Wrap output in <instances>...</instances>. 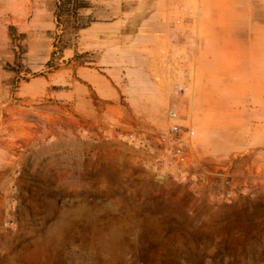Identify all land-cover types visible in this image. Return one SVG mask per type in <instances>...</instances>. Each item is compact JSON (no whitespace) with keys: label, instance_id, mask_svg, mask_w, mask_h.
Returning <instances> with one entry per match:
<instances>
[{"label":"rangeland","instance_id":"obj_1","mask_svg":"<svg viewBox=\"0 0 264 264\" xmlns=\"http://www.w3.org/2000/svg\"><path fill=\"white\" fill-rule=\"evenodd\" d=\"M176 3L189 19L184 28L198 29L193 86L174 95V71L160 69L156 55L147 81L135 76L137 91L148 83L155 95L151 104L138 98L133 105L151 115L153 130L120 123L106 130L113 121L100 129L94 117L108 113L98 103L92 111L84 106L79 135L58 117L50 121L54 130L21 125L12 138L0 130V264H264V0ZM55 14V51L66 45L69 59L91 32L142 26L131 18L95 23L84 0H64ZM12 32L18 51L23 39ZM127 36L116 41L122 54L146 51L150 41ZM170 41L182 53L188 39ZM171 106L194 131L182 167L155 138L168 127ZM1 114L21 115L0 106ZM116 129L151 137L152 150L119 138ZM3 143L13 149L2 151ZM180 174L194 176L195 185Z\"/></svg>","mask_w":264,"mask_h":264},{"label":"crops","instance_id":"obj_2","mask_svg":"<svg viewBox=\"0 0 264 264\" xmlns=\"http://www.w3.org/2000/svg\"><path fill=\"white\" fill-rule=\"evenodd\" d=\"M62 1L0 0V106L2 112L21 113L10 120V115L1 114L0 130L12 138L23 129L21 125L48 123L52 129L50 121L58 117L61 125L64 123L74 135H79L84 106L92 111V105L97 103L109 114L94 117L93 122L100 129L113 121L106 130L119 123L153 130L151 115L140 114L133 105L138 98L151 104L155 95L149 91L148 83L137 91L135 76L141 75L147 81L146 67L155 55L158 60L161 58L160 69L165 72L171 67L175 73L176 61L170 60L174 53L169 50L173 43L168 29L189 25V19L185 20L177 11V0H84L90 2L97 14L95 23L117 24L132 19L142 26L137 32H91V38L81 42L78 53L71 59L66 45L63 50L55 51L56 37L51 31L56 21L55 9ZM12 31L23 39L24 44L18 51L12 43ZM128 34L130 39L150 41L145 44L146 51L130 59L121 53V43L116 42L128 39ZM162 99H166L164 93ZM40 113H47L41 123ZM69 120H72L71 127L66 126ZM166 125L165 119L163 126ZM10 149L12 144H1L2 151ZM0 164L5 166L3 161Z\"/></svg>","mask_w":264,"mask_h":264},{"label":"built area","instance_id":"obj_3","mask_svg":"<svg viewBox=\"0 0 264 264\" xmlns=\"http://www.w3.org/2000/svg\"><path fill=\"white\" fill-rule=\"evenodd\" d=\"M186 10V8H183ZM171 40L176 39H188L185 44V50L180 53L178 48L174 44L170 47V53L173 52L174 56L170 59L176 61L175 73L171 80L172 92L174 95L183 96L190 92L192 89V78H191V62L194 56V46L196 44L197 29L193 25L189 29L173 27L169 31ZM190 37V38H188ZM167 117L170 121L168 127L160 131L156 136L158 143L168 153L172 162L183 166L186 164L189 158V142L187 135L194 133L193 130H186L181 122V117L174 106L167 109ZM114 133L121 139L127 140L136 146H142L143 148L151 149L152 140L149 136H144L136 130L122 131L116 129ZM182 172V169H180ZM180 180L189 181V183L195 185V177L191 176L190 179L180 174ZM224 200L231 201V192L226 191L222 193Z\"/></svg>","mask_w":264,"mask_h":264},{"label":"bare ground","instance_id":"obj_4","mask_svg":"<svg viewBox=\"0 0 264 264\" xmlns=\"http://www.w3.org/2000/svg\"><path fill=\"white\" fill-rule=\"evenodd\" d=\"M225 28V27H224Z\"/></svg>","mask_w":264,"mask_h":264}]
</instances>
